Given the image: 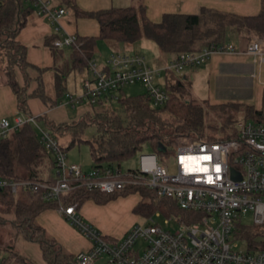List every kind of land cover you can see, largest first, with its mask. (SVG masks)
<instances>
[{
	"label": "trees",
	"instance_id": "obj_1",
	"mask_svg": "<svg viewBox=\"0 0 264 264\" xmlns=\"http://www.w3.org/2000/svg\"><path fill=\"white\" fill-rule=\"evenodd\" d=\"M34 3V0H30ZM59 6L73 9L79 17L95 18L100 25L98 37L79 38L81 47L73 48L72 58L79 71L88 69L89 62L94 59L100 40L118 44H134L143 37L153 40L160 50L173 57L183 53H199L211 45L225 44L233 33L247 37L250 41L264 40V0L261 11L256 16L240 17L232 14L203 9L199 15H165L161 23L151 22L146 15V7L112 8L96 13L82 12L77 0H56ZM32 9H25L23 0H5L0 9V54L7 55L9 65L5 68L8 83L17 97L18 109L22 114L32 117L28 101L42 95H29L27 86L32 78L28 73L30 65L26 61L27 46L16 41L20 32L27 25V15ZM27 14V15H26ZM57 36L44 40V46L55 53L53 43ZM15 67L22 70L27 78V86L21 88L16 82ZM170 100L163 107L154 108L149 94L137 97H126L120 93L117 108L113 112L105 109L104 101L97 106L100 112L95 117L87 114L72 124H48V130L56 141L58 134H68L72 137L71 147L80 143L90 145L95 161L94 170L111 169L115 174L136 173V169L123 171L121 163L129 160L137 153L149 150L161 160L165 155H171L182 144L209 142L217 143L236 139L238 137V114L244 112L248 121L264 124L263 109L256 110L246 104H224L205 106L217 108L226 120L225 126L211 131L204 128L205 110L201 104L187 99V90L181 82L166 88ZM121 110L125 119L117 114ZM97 125L98 135L92 140H84L86 128ZM41 132L38 125L26 123L12 132L10 138L0 140V179L31 184L29 190L20 189L16 194L6 189L0 192V229L14 227L15 231L6 234L10 241L6 244L0 240V264H32L20 255L15 247V240L22 236L27 241L40 246L43 258L47 264H75L74 256L67 254L63 247L36 222L39 213L56 209L58 201H47V189L42 186H54L59 181L54 172L57 160L41 145ZM165 151H160V146ZM69 147L61 146L63 152ZM47 161L51 165H46ZM116 164V165H115ZM44 169V172H43ZM55 169V170H54ZM51 170L52 176L45 177V171ZM70 182L74 183L70 179ZM139 193L143 198H149V203L143 201L136 207L135 213L145 219L160 212L169 218L179 214L170 202L158 199L154 192L148 189H127L112 195L90 192L86 188H78L64 195L65 206L78 204L79 208L87 201L93 200L100 205L107 204L119 197H127ZM248 252L264 251V226H239L234 235ZM109 242H115L109 240Z\"/></svg>",
	"mask_w": 264,
	"mask_h": 264
},
{
	"label": "built area",
	"instance_id": "obj_2",
	"mask_svg": "<svg viewBox=\"0 0 264 264\" xmlns=\"http://www.w3.org/2000/svg\"><path fill=\"white\" fill-rule=\"evenodd\" d=\"M4 2L0 0V9ZM34 3L39 16L48 20L57 36L54 48L81 47L78 36L62 30L66 9L55 7L49 0ZM227 54L240 52L233 43L211 45L199 53L180 54L162 71L179 74L185 67H200L216 55ZM245 55L264 63L260 43L250 44ZM88 70L93 81H86L85 86L92 105L116 102L126 87L135 85L146 89L154 108L163 107L170 100L168 92L156 84L161 70L148 66L141 56L113 55L104 69L92 59ZM28 123L35 124V119ZM24 124L19 120L15 130ZM237 128L236 139L180 145L171 154L177 168L174 174L156 154L145 153L139 157L136 173L124 175L111 169L85 173L79 166L68 164V155L60 143L42 130L41 145L55 155L59 174L56 185L42 186L47 189L45 200L58 201L62 216L92 243L88 252L75 256V264H94L105 256L113 264H264V251L240 249L234 238L239 226H248V215L253 217L254 226H264V124L245 118ZM12 131L9 120L2 119L0 140ZM82 187L108 195L132 188L148 189L178 210L179 214L166 219L168 226L175 223L178 229H164L151 216L146 226L136 225L122 240L109 242L82 218L78 204L65 206L62 202L64 195ZM21 188L29 190L31 184L0 179V192L8 189L16 194Z\"/></svg>",
	"mask_w": 264,
	"mask_h": 264
},
{
	"label": "crops",
	"instance_id": "obj_3",
	"mask_svg": "<svg viewBox=\"0 0 264 264\" xmlns=\"http://www.w3.org/2000/svg\"><path fill=\"white\" fill-rule=\"evenodd\" d=\"M49 1H51L55 7H61L57 1H53L54 3L52 0ZM261 2L262 0H77V5L79 9L85 13H96L112 8L145 6L148 19L153 23L159 24L162 22L165 15H199L203 9L240 17L256 16L261 11ZM23 3L25 9H32V11L28 15L26 14L27 25L20 32L16 41L27 46V63L41 71L42 77L44 74H48L50 70L60 71V68H62L61 71L67 74L77 73L81 76L80 81L83 79L82 90L84 95H87L85 83L86 81H93L92 74L88 69L83 71L76 69L75 62L72 58L73 48L66 47L55 53L50 48L44 46V40L54 35L53 27L48 20L39 16L35 3L30 0H23ZM61 25L65 34L76 35L79 38L98 37L100 35V25L95 18L79 17L76 13L75 15H68L67 9ZM226 43H233L238 48L240 54L216 55L200 67H185L179 74L162 71L175 59V57L163 53L160 48L159 50L161 53L157 51L158 55L154 66L146 63L155 70H161V76L157 79L156 84L165 90L167 87L181 82L186 90L191 86L189 88V90H192H190L191 95H188L199 102H209L211 105L246 104L261 111L263 109L264 98V63H259L257 60L245 55V52L247 47L252 43H260L261 47L264 49V40L250 41L247 37H242L237 33H233ZM32 44H41L43 49L42 47H28V45ZM116 52H120L119 46ZM115 54V52H111L107 57L98 59L95 53L94 59L97 63L101 62V66H98L104 69L107 67L111 56ZM5 68L6 67L0 68V121L2 119H8L13 131H15V127L19 120L26 124L31 118L36 120L39 133L42 130H48V124L50 123L62 125L77 122L57 123L50 120L48 116L50 113H53V110L51 107L47 106L48 100L45 85L41 82L40 77L38 80L32 79L27 86V78L24 73L20 68L15 67V76L18 85L21 88L27 86L29 95L39 93L42 95L41 97H33L28 101L32 117L25 114L22 116V113L18 109V101L15 93L6 86L9 84V80L5 74ZM59 74L62 76L61 81L67 78L61 73ZM196 85L203 88V91L201 88L196 89ZM84 95L80 98V102H82ZM70 100L73 102V97ZM57 105L58 101L56 100L51 106L54 107ZM105 106H107V104ZM73 108H75V106H73ZM10 118H13L14 121H11ZM40 122H43L44 125ZM12 132L7 138L11 137ZM55 136L61 146L70 148L72 143V137L70 135L57 133ZM64 139H68L69 141H61ZM82 144L85 143L74 145L69 149L67 152L68 159L71 150ZM88 146L90 157L93 162L89 170L84 169L83 165L75 161L68 163L70 165L79 166L85 173L94 171L95 167L91 147L90 145ZM48 164L51 165V163L47 161L46 165ZM52 173L51 170H46L45 177L52 176ZM54 174L57 177L59 176L57 169ZM132 195L140 194L137 193ZM129 196L119 197L104 205L89 200L79 208L80 215L85 221L97 228L105 238L118 242L122 240L134 226L139 225L136 223L137 218L135 216H133V219L127 225H121L123 218L121 216L129 215L125 213L126 209L129 207V212L131 210L130 208L136 209L143 200V197L140 195L142 200L138 202L136 207H130L129 205L126 208L125 205H127L129 201L125 199H128ZM36 222L51 238L56 240L64 250H67L70 255L74 256V258L76 255L88 252L92 248V243L62 216L58 207L39 213L36 217ZM0 232V240L5 241L7 244L10 241V238L6 237L9 231H1L0 229ZM34 244L36 243L27 241L22 236H19L15 240V247L22 257L32 264H47L43 258L40 246L37 244L39 250Z\"/></svg>",
	"mask_w": 264,
	"mask_h": 264
},
{
	"label": "rangeland",
	"instance_id": "obj_4",
	"mask_svg": "<svg viewBox=\"0 0 264 264\" xmlns=\"http://www.w3.org/2000/svg\"><path fill=\"white\" fill-rule=\"evenodd\" d=\"M56 1V0H52ZM54 3V2H53ZM68 15L74 14L75 12L73 9H67ZM35 16V15H34ZM33 16V17H34ZM32 17V18H33ZM31 18V19H32ZM119 46L120 52L117 51V47ZM28 47H37L40 48L43 46L41 44H32L28 45ZM159 50V46L151 39L148 37H143L140 41L134 43V44H118L114 42H107L100 40L98 42L97 46V51H96V56L98 59H102L104 57H107L111 52H115L116 54H125V55H130V56H141L144 57L146 62L149 65L154 66L156 63L157 55ZM161 53V52H160ZM115 54V55H116ZM101 62L98 63V65L101 66ZM8 65V58L6 57V54L4 51H2L0 55V68L7 67ZM62 68H60V71H55V70H50L48 74H44L42 77L41 71H39L37 68L30 66L28 68V73L30 77L34 80H38L40 77L41 82L45 85V90H46V95H47V106L51 107L53 110V113L49 114V119L53 120L57 123H72L73 121H78L81 118L85 117L87 114H89L92 117H95L97 112H100V109L97 106H94L90 103L87 95H84L83 93V79L80 81V75L77 73H65L64 71H61ZM66 76L67 78L61 81V75ZM66 74V75H65ZM84 77V76H83ZM198 84V83H197ZM13 91V88L10 84L6 85ZM191 87V86H190ZM187 89V95H191V91L189 88ZM201 87L199 85H196V89H200ZM203 91V88H201ZM14 92V91H13ZM15 93V92H14ZM146 93V89L142 85H135V86H130L126 87L124 89V96L126 97H137L140 95H144ZM67 95H72L73 97V102L69 98H67ZM84 95L82 102H80V98ZM187 96L188 100L194 101V103L201 104L204 108V114H205V120H204V128H207L208 130L211 131V128H216L220 129L225 126L226 120L222 117L221 111L217 108H211V107H206L205 102L201 103L195 99H193L192 96ZM58 101V105L52 107L51 105L53 102ZM75 106V108H73ZM117 102H111L107 106H105V109H107L110 112H113L115 108H117ZM21 114V113H20ZM117 114L121 115L123 119H125L124 112L121 110L117 111ZM23 116V114H21ZM246 118L245 113L242 111L238 114V122L237 124ZM247 119V118H246ZM11 121H14L13 118H10ZM42 125H44L43 122H40ZM98 135V127L97 125H90L89 127L86 128L85 134H84V140H92L95 136ZM63 142H68V139L61 140ZM61 142V143H63ZM145 153H150L149 150H144L143 152L137 153L134 157H132L129 160H125L121 163L123 171H126L128 169H137L138 164H139V157L141 154ZM171 155H165L163 163L167 165L170 169L171 173H176L177 168L175 165V158ZM73 161L81 164L84 166V169L89 170L91 165L93 164L91 157H90V151H89V146L87 144H82L81 146H76L74 149L71 150V153L69 155V159L67 160L68 163H72ZM116 165V164H115ZM143 199V200H142ZM140 195H130L128 199H125L129 202L128 204L125 205L127 208L129 205L130 207H136L138 202L142 200L144 203H149L150 199L149 198H142ZM124 207V208H125ZM129 207L126 209L125 213H128L129 215H122V223L121 225H127L128 223L131 222L133 219V216L137 218V224L146 226L147 225V219L145 217H141L137 215L134 212L133 208H130V212L128 211ZM124 214V213H123ZM135 218V219H136ZM153 219L155 221V224L162 226L164 229L171 230V231H176L178 229V225L175 223H171L169 226L166 224V217L165 216H159L157 214L153 215ZM245 223L248 224L249 226H253V217L251 215H248L245 218ZM11 231L14 232L15 229L11 225H9L8 228L1 229V231ZM1 233V232H0ZM239 248L243 249L244 246L241 242H239ZM38 249V245L34 244ZM245 249V248H244ZM40 250V249H39ZM67 254L69 252L65 250ZM102 259H99L96 261L95 264H113L110 262L108 257H101Z\"/></svg>",
	"mask_w": 264,
	"mask_h": 264
},
{
	"label": "water",
	"instance_id": "obj_5",
	"mask_svg": "<svg viewBox=\"0 0 264 264\" xmlns=\"http://www.w3.org/2000/svg\"><path fill=\"white\" fill-rule=\"evenodd\" d=\"M165 149H166V148H165L164 145H161V146H160V151H165Z\"/></svg>",
	"mask_w": 264,
	"mask_h": 264
}]
</instances>
